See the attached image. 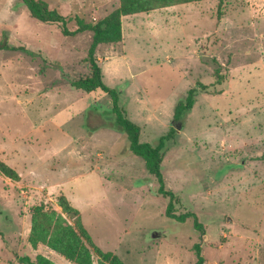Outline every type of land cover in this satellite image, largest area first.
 <instances>
[{"label":"rangeland","instance_id":"374dc122","mask_svg":"<svg viewBox=\"0 0 264 264\" xmlns=\"http://www.w3.org/2000/svg\"><path fill=\"white\" fill-rule=\"evenodd\" d=\"M68 19L99 22L121 0H41ZM93 34L66 36L60 24L31 18L20 0H0V264L47 258L30 243L32 210L62 213L64 194L93 241L126 264H264V0H205L160 6L122 18V41L96 58L125 116L155 146L171 128L162 164L169 199L143 159L115 129L111 98L71 86L91 75ZM224 76L214 85L216 70ZM200 82L193 109L176 105ZM69 224L72 220L63 215ZM153 236H156L153 238ZM94 264L99 258L93 254Z\"/></svg>","mask_w":264,"mask_h":264},{"label":"trees","instance_id":"16d2710c","mask_svg":"<svg viewBox=\"0 0 264 264\" xmlns=\"http://www.w3.org/2000/svg\"><path fill=\"white\" fill-rule=\"evenodd\" d=\"M20 1L28 10L31 18L43 23L60 24L66 36H76L85 32L93 34L87 57L91 75L73 81L71 86L86 93L101 91L111 98L112 112L116 116L115 129L126 135L127 151L143 159L148 173L158 181L159 190L157 194L169 199L166 216L178 222H185L187 219L192 218L194 227L204 233L203 225L198 222L195 214L179 216L175 214V195L165 188V179L162 172L165 148L176 130L171 128L169 133L161 137L159 143L155 146L141 142V128L126 118L125 112L119 104L120 93L105 84L103 72L95 53L97 47L101 44H114L122 41V18L125 16L147 13L157 7L170 6L174 3H193L205 0H121L119 8L99 22H86L84 19L76 17L77 29L74 31L68 29V19L56 10L50 9L46 2L41 0ZM215 76L214 85H221L225 78L220 73L219 68L216 70ZM209 88L210 86L200 82L196 84V87L191 88L185 100L177 103L174 121L180 122L184 115L193 109L196 94L201 91L206 92ZM0 174L14 181H20L19 174L2 161H0ZM57 202L62 209V213L46 205L37 206L32 210L30 243L34 248L43 246L71 264H94L93 254L98 256L99 264H126L116 253L103 251L94 243L83 223L80 210L72 205L66 195L60 194ZM64 214L73 221L72 224L66 221ZM194 249L197 264H204L201 245L196 244ZM22 260L30 264H55L43 257L33 262L29 258H21Z\"/></svg>","mask_w":264,"mask_h":264},{"label":"water","instance_id":"95a60500","mask_svg":"<svg viewBox=\"0 0 264 264\" xmlns=\"http://www.w3.org/2000/svg\"><path fill=\"white\" fill-rule=\"evenodd\" d=\"M6 43H7V42H5L3 45H1V46H0V49L3 48V47H5V46H6ZM154 237H156V236H153V238H154Z\"/></svg>","mask_w":264,"mask_h":264},{"label":"crops","instance_id":"0c3cea01","mask_svg":"<svg viewBox=\"0 0 264 264\" xmlns=\"http://www.w3.org/2000/svg\"><path fill=\"white\" fill-rule=\"evenodd\" d=\"M140 139H141V136H140Z\"/></svg>","mask_w":264,"mask_h":264}]
</instances>
